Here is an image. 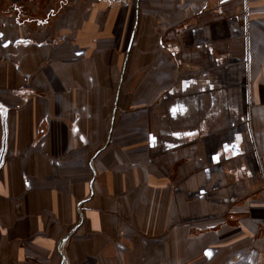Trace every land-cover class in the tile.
I'll return each instance as SVG.
<instances>
[{
    "label": "crops",
    "instance_id": "1",
    "mask_svg": "<svg viewBox=\"0 0 264 264\" xmlns=\"http://www.w3.org/2000/svg\"><path fill=\"white\" fill-rule=\"evenodd\" d=\"M31 1L0 0V264L56 223L71 264H264V0Z\"/></svg>",
    "mask_w": 264,
    "mask_h": 264
},
{
    "label": "rangeland",
    "instance_id": "2",
    "mask_svg": "<svg viewBox=\"0 0 264 264\" xmlns=\"http://www.w3.org/2000/svg\"><path fill=\"white\" fill-rule=\"evenodd\" d=\"M36 0H33V1H31L30 3H31V5H32V3H34ZM41 2H45L44 3V5L45 4H47V3H52L53 5H51L52 6V8H54V11H55V13H61L62 11H63V8H65L68 4H70L71 2H74V1H78V0H40ZM124 1V0H123ZM125 2V1H124ZM89 4H91V3H89ZM30 5V6H31ZM29 6V7H30ZM90 5H88V7H89ZM25 15V17L24 18H39L40 20H44L43 18H45L46 16H45V14H39V15H37V14H24ZM45 16V17H44ZM129 22L130 23H132V19H131V16H130V20H129ZM131 25V24H130ZM128 46H129V43H127V45H126V48H125V53H127V51H128ZM122 57V56H121ZM122 59V58H121ZM120 65V67L122 68V61H121V63L119 64ZM119 67V68H120ZM120 68V69H121ZM110 115V112H108V116ZM110 117H111V115H110ZM98 146L99 145H101V144H97ZM93 146L91 147V146H89V149H88V157L90 156V154L93 152ZM233 167H235L234 165H233ZM235 171V170H234ZM88 178L90 179V181H91V179H92V174L90 173V170H88ZM237 177H240L241 178V175L240 174H237ZM230 178V180L232 181L233 180V176H232V174H231V176L229 177ZM89 181V182H90ZM76 211V210H75ZM81 213V210L80 209H78L77 208V212H75V215H74V222H73V226L74 225H77L78 223H79V221H80V219H79V214ZM237 214H240L239 212L237 213ZM168 221H167V224H166V226H167V228H168V233L170 232V230H172L173 228H175L176 226H178V225H181L183 222H184V227H185V229H188V231H190V235L191 236H194V235H196V237H198V235H199V237H201L202 236V233L204 232V231H206V229H207V227H210L208 224H205V225H202V227L201 228H195L194 229V227H192L193 225H199L201 222H203V221H205L206 220V217L198 224L197 222L199 221V220H193L192 218H188L189 220H187V218H181L180 217V215H178L177 214V211H176V209H174V210H169L168 211ZM191 219V220H190ZM183 221V222H182ZM202 224V223H201ZM216 225H218V224H216ZM53 225L52 224H50V227H52ZM57 226H58V224L56 223L55 224V227H56V229H57V231L59 232V230H60V235L56 238V239H54L53 241H51V239L49 240V246H48V250H42V249H40V254H30L29 256H27L26 257V260H28V259H31V256H33L32 257V259H33V261H36V262H38V264H71V260H72V255L70 254V247H71V244L73 243V241H72V239H71V241L69 240V241H64L63 242V244H61V242H62V240H63V237L65 236V235H67L69 232H70V230L68 231L66 228H57ZM49 227V228H50ZM57 231H56V233H57ZM58 233V234H59ZM194 233V235H192ZM125 234H127V231L125 232ZM128 235V234H127ZM148 239H150L149 237H147ZM77 241H78V239H76ZM35 241V240H34ZM146 241V243H148V241L149 240H145ZM151 241V245L153 246V248H154V241L153 240H150ZM203 241V242H202ZM204 241H206V239H203V240H201L200 242H202V243H204ZM72 242V243H71ZM139 242V241H138ZM27 245H30V243H29V241H27ZM142 243V242H141ZM162 243H163V240H162ZM201 243V244H202ZM186 245V248H192V246H197L195 243H193L192 241H188L187 242V244H185ZM159 245L157 244V246L155 245V247L157 248ZM207 246V245H206ZM199 247V246H198ZM158 250V249H157ZM35 251V250H34ZM35 252H37V250L35 251ZM209 253L212 255V253L211 252H209L207 249L203 252V253H201L197 258H194V260H192L191 259V256H186V257H188V259H190L188 262L187 261H185V263L186 264H191V261H193L194 263L196 262H199L200 264L201 263H206L207 262V260L209 259V257L211 256V255H209ZM62 256L64 257V260L62 261ZM11 257V256H10ZM138 257H139V255H138ZM143 259H145V262L146 263H155V262H158V260L159 261H161L160 260V257H161V259L163 258V256H160L159 255V252H158V254H152V255H150V256H141ZM14 258V257H13ZM28 258V259H27ZM244 258V259H243ZM25 259V258H24ZM245 259H248V260H250L249 258H248V256H244V257H242V261L243 260H245ZM141 259L139 258L138 259V261H140ZM19 261H21L20 259H19ZM142 261V260H141ZM15 262V261H14ZM14 262H11V258H10V264H15Z\"/></svg>",
    "mask_w": 264,
    "mask_h": 264
},
{
    "label": "water",
    "instance_id": "3",
    "mask_svg": "<svg viewBox=\"0 0 264 264\" xmlns=\"http://www.w3.org/2000/svg\"><path fill=\"white\" fill-rule=\"evenodd\" d=\"M225 151H229L231 153L232 156H237L240 154V150H239V147L237 144H231L230 146H228L227 148H225ZM0 163H1V157H0ZM80 215V214H79ZM81 219H82V216L80 215V221L79 223L77 224V226L80 225L81 223ZM75 226V227H77ZM75 229V228H74ZM68 235L66 236V238H63L61 244H63V242L67 239ZM64 260V257L62 256V261Z\"/></svg>",
    "mask_w": 264,
    "mask_h": 264
},
{
    "label": "snow or ice",
    "instance_id": "4",
    "mask_svg": "<svg viewBox=\"0 0 264 264\" xmlns=\"http://www.w3.org/2000/svg\"><path fill=\"white\" fill-rule=\"evenodd\" d=\"M173 111L175 112V111H176V109H173ZM209 255H211V254L209 253Z\"/></svg>",
    "mask_w": 264,
    "mask_h": 264
}]
</instances>
